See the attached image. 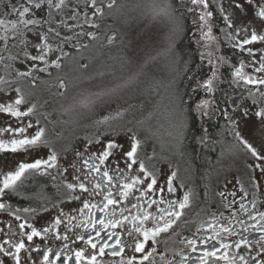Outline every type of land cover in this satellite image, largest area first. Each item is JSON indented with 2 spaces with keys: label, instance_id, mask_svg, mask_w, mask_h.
<instances>
[{
  "label": "flooded vegetation",
  "instance_id": "af4514ba",
  "mask_svg": "<svg viewBox=\"0 0 264 264\" xmlns=\"http://www.w3.org/2000/svg\"><path fill=\"white\" fill-rule=\"evenodd\" d=\"M208 11L212 12V9ZM241 59H234L232 66H223L237 83H246L229 84L238 89L230 102L220 100L215 94L223 84H216L211 91L205 84H192L196 96L187 97L186 101H191L195 116L202 122L195 155L192 146L186 143L187 123L179 108L181 99L177 102V112L168 114L171 117L169 128L153 120V133L147 129L141 135L134 134L128 145H123L118 136L103 129L77 128L76 120L53 114L56 119L37 121L38 126L51 127L48 130L37 128L44 130L40 143L15 152L0 151V160L12 161L15 170L20 163L46 160L52 152L57 155L54 167L42 166L39 170L26 171L13 189H6L0 196V203L6 205L0 209V244L12 253L8 255L0 250V264H16L13 258L16 249L12 245L20 241L25 244L19 252L20 264H47L45 255L53 264H78L76 253L81 249L86 256L96 254L98 264H121L122 261L127 264L133 257L132 264H141L149 253L151 255L143 260V264H200L205 250H217V257L227 254L229 259L235 258V264H245V261L247 264H264V219L260 216L264 213V171L261 170L264 159L254 156L243 143L247 141L260 157H264V118L256 115L264 109V85L248 84L236 75L243 65L242 75L255 79L259 59L256 63L252 59ZM210 118L216 120L214 126L221 127L220 132L211 134ZM14 121L23 126L30 120ZM32 121L36 123L35 119ZM34 134L25 135L31 137ZM135 141L140 142L136 163L128 168L127 163L131 160L125 154ZM109 142L118 147L112 149V155L101 163L96 157ZM85 160L99 165L100 173L85 165ZM141 162L151 176L140 170ZM105 170L113 177L111 182L102 176ZM152 176L156 184L148 189ZM135 177L142 183H136L125 199L120 195L123 185L131 183ZM169 182L172 191H169ZM80 183H84L88 191L68 187ZM96 183L101 184V189H95ZM108 192L119 203L105 208L104 197ZM186 194L188 205L172 227L154 239L150 238L143 252L135 251L136 245L143 242V231L152 229L157 222L163 225L169 219L165 213L171 212L173 207L179 210V203ZM85 201L90 205L88 208H84ZM145 213L151 215L142 224L140 220L133 222L134 217H143ZM162 215L164 220H159ZM100 220L119 223L100 231L103 227L98 223ZM21 224L25 227L20 228ZM221 226L230 231H222ZM137 227L141 231L137 232ZM33 228L41 234L28 240ZM214 229L219 235L212 239ZM89 238L97 244V249L87 243ZM242 239L247 243L235 247ZM191 240L196 241L194 246H189ZM105 243L110 247L100 255L98 249ZM222 244L228 247L224 248ZM114 251L118 255H113ZM241 256L243 261L239 259ZM79 264H90V260H81ZM208 264L227 262L210 258Z\"/></svg>",
  "mask_w": 264,
  "mask_h": 264
},
{
  "label": "rangeland",
  "instance_id": "374dc122",
  "mask_svg": "<svg viewBox=\"0 0 264 264\" xmlns=\"http://www.w3.org/2000/svg\"><path fill=\"white\" fill-rule=\"evenodd\" d=\"M43 1L48 8L38 14L35 4H40V0H33L31 5L27 0L9 1L6 7L0 3V20L5 22L0 24V104L13 103L22 96L20 110L33 108L20 118L30 120L23 125L31 124L27 135L34 134L37 128H51L38 126L37 121L56 119L53 114L76 120L77 128L103 129L118 136L123 145L131 144L134 134L141 135L147 129L153 133V120L169 128L168 114L177 112L180 99L176 89L179 84L173 80L178 60L169 50L178 34L170 0H115L114 3L103 0L106 3L103 14L119 31L106 33L103 40L106 48L102 52L100 37L87 39L82 46L72 41L71 29L87 20V1L92 5L91 0H64L60 7L56 6L60 0ZM262 2L255 0V4ZM214 3L227 18V24L219 30L215 28L213 14H206L208 8H215L213 3L206 9L198 4L193 6L199 15L196 34L203 56L219 54L222 36L237 46L250 38L253 29L258 35L264 34V19L254 15V4L246 0H214ZM109 4L112 6L108 7ZM236 4H243V8H237ZM20 5L31 8L24 17L12 11ZM95 7L102 8L101 1ZM44 15L46 19H42ZM201 15L205 16L204 20L200 19ZM93 17L94 14L88 16L91 23H95ZM25 19L37 23L25 26L19 22ZM12 21H16L15 27ZM44 36L51 45L50 51L36 47L43 43ZM242 48L251 49L255 60L260 61L256 63L258 68L264 63V41L257 40ZM38 54H45V60L31 59ZM220 61V69L226 64L232 66V61L222 58ZM220 76L217 84L222 82ZM205 79L199 82L203 84ZM255 79H264V73L255 71ZM231 80L234 84H246L237 83L232 77ZM16 119L0 113V129L23 127ZM14 136L20 134L0 132V139ZM12 171H15L12 161L0 160V180Z\"/></svg>",
  "mask_w": 264,
  "mask_h": 264
},
{
  "label": "snow or ice",
  "instance_id": "6c2138e0",
  "mask_svg": "<svg viewBox=\"0 0 264 264\" xmlns=\"http://www.w3.org/2000/svg\"><path fill=\"white\" fill-rule=\"evenodd\" d=\"M93 7L95 8L96 12H99L102 14L103 9L102 8H98L95 7L96 6V0H91ZM115 2V0H113V3ZM27 3L29 5H31L33 3V0H27ZM49 3H51V0H49ZM64 0H60V3L58 5H56L57 7H60L61 5H63ZM192 3L194 5H200L203 8H207L208 7V0H192ZM246 3L248 4H254V15L256 17H259L261 19H264V2L259 3V4H255V0H246ZM112 4H109L108 7H111ZM35 7L39 8L40 4H35ZM237 8H243V4H236ZM12 11L18 14V17H24L26 14H28L31 11V8L28 6H24V5H20L19 7H13ZM95 14V13H94ZM207 16H211L212 13L209 11L206 13ZM201 20L205 19L204 15H201L200 17ZM227 19V18H226ZM20 23L24 24L25 26L30 25V24H35L37 23V21L35 20H31V19H25V20H20ZM5 23L3 20H0V24ZM13 24V27H15L16 21H12L11 22ZM229 26H231V21H229ZM89 35H94L93 33H89ZM43 43L42 44H38L36 45V47L38 48H42V49H47V50H51V45H49L47 43V37L44 36L43 38ZM264 41V34H257V32L255 31V29H253V31L251 32V36L248 39H244L239 45H237L238 47H243L244 45L247 44H251L252 42L255 41ZM249 53H251V49H248ZM32 60H40V61H44L45 60V54H38L35 56L31 57ZM55 63V62H54ZM58 66V65H57ZM242 69H243V65H241V69L237 70L236 75L240 76L242 79L246 80V82L248 84H254V85H264V79H254L251 76H244L242 75ZM257 71H262L264 70V63H262L260 65V67L258 69H256ZM21 75H29L30 73H20ZM212 83L213 81L211 79L207 80L205 82V87L211 91L212 90ZM24 102L23 97L21 96L20 98L16 99L13 103L10 104H0V113H5L10 115L11 117H15L17 119L23 118L25 116H27L29 113H31L33 111V108H28L27 111H21L19 108V105H21ZM207 103V102H205ZM256 115L260 116L261 118H264V109H261L259 112L256 113ZM31 127V124L29 123L26 126L23 127H17V128H11L6 127L3 129H0V132H12V133H19L20 134V138H12L8 141L2 140L0 139V151L3 150H11L13 152L19 150V149H24V148H30L38 143L41 142V138L44 135V130L43 129H39L36 131V133L34 135H32L31 137L25 135L27 133L28 128ZM239 135V134H237ZM139 141H135L132 146H131V150L126 152V156L128 158H130L131 162L127 163V167L131 168L133 164L136 163V154H137V147L139 145ZM243 143L245 144V146L253 153L254 156H257L258 159H264V157H260L256 151L255 148L252 147L251 144H248L247 141H243ZM118 147V145H116L113 142H109L105 148V150L100 153L99 156H97L96 158L103 163L105 160L108 159V157H110L112 155V149ZM57 161V155L55 152H52L48 158L46 160L43 159H38L35 160L33 163H20L17 170L12 171V172H8L6 173L2 180H0V184H2V187H0V196H2L4 194V191L6 189H13L15 187V185L17 184L18 181L21 180V177L25 174L26 171L28 170H39L41 169L42 166H47V167H54L55 166V162ZM85 165H87L88 167H90L93 171L100 173V167L97 164H89L87 160H85ZM140 170L147 173V169L145 168L143 162L140 163L139 165ZM257 167H260L259 165H257ZM262 171H264V169H261ZM149 176H151V173H147ZM173 177L175 176V173L172 174ZM102 176L103 177H107L108 181L111 182L113 177L109 175V172L107 170L102 172ZM136 183H142V181H140L139 177H135L133 179V181L131 183H126L123 185V190L120 192V195L122 197H124L125 199L128 197L130 190H132ZM156 184V179L154 176H152L151 178V183H149L147 185L148 189H151L153 187V185ZM68 187L70 189H75L76 187H79L80 189H82L83 191H88V189L86 188L84 183H80L79 185H75V184H69ZM95 189H101V184L100 183H96L95 184ZM169 191H172L171 188V183L169 182ZM104 199L107 201V203L104 205L105 208L108 207V205H115L117 203H119L118 200H115L112 198V193L108 192L107 195L104 197ZM188 201H189V197L186 194L184 196V200L182 202L179 203V210H176L171 204L170 207H173V210L171 212H166L165 215L169 216L168 220H165L163 225L159 224V222H157L156 226L153 227L152 229L149 230H145L143 231V242H140L136 245L135 251L137 252H143L144 251V246L145 243L150 239V238H155L157 235H159L161 232H166L168 231L172 225L176 222L177 219H179V217L182 215V210L188 205ZM154 203V201H153ZM90 205L88 204L87 201H85L84 203V208H88ZM6 207L5 204L0 203V209H4ZM244 206L241 205V208H243ZM81 211H83V209H81ZM163 211V210H161ZM151 214L150 213H145L143 215V217L141 216H136L133 218V222H135L136 220H140L141 224L143 223L144 220H147L149 218ZM261 219H264V213H260ZM17 219H19V217H17ZM124 219H127V217H124ZM159 220H164V216H160ZM57 224L60 223L59 220L56 221ZM99 224H101L103 227L100 229V231H103L104 227H108V226H112L115 227L116 224L119 223V221H108L107 223L104 220H100L98 221ZM93 227L95 226V224L92 225ZM135 226V224H134ZM20 228H24L25 225L21 224L19 225ZM221 230L224 232H229L230 229L221 226ZM47 231V230H46ZM100 231L97 232V236L100 235ZM136 231L139 232L141 231V229L139 227L136 228ZM215 235L212 237V239H215V236L219 235V231H216L214 229ZM41 233L39 231H37L35 228H33L31 234H29L27 236L28 240H32L33 236H38ZM65 239H67V236L64 237ZM79 239L83 240L84 237L83 236H79ZM206 242V241H205ZM87 243L89 245H91L92 249H97V244L94 243L92 241L91 238L88 239ZM120 242L117 241V244H119ZM196 243L195 240H191L188 241L189 246H194ZM247 243V241L245 240H241L240 242H238L235 247L239 248L240 244H244ZM224 248H227L228 245L226 244H222L221 245ZM13 248L16 249V255L13 257L16 260V264H20V256H19V252L21 249H23L25 247V244L23 241H20L18 243H15L12 245ZM110 247V245L108 244H103L102 246L99 247L98 249V253L100 255H103L105 252V248ZM123 246L121 245V250H122ZM0 250H4L6 251V253L8 255H12V253L7 252L6 249H4V245L0 244ZM193 250L195 251V247H193ZM49 252H51V250L49 249ZM113 255H118L117 252H113ZM151 255V253H149L148 255L144 256L141 264H143V260H147L149 258V256ZM210 258H217V259H224L227 264H235V258L233 259H229V257L227 256V254H224L221 257H217V250H212V251H208L205 250L204 251V255L202 257H200V264H208L209 259ZM57 259H59V257H57ZM76 259L77 262L79 264V262L81 260H90V264H98L97 262V256L96 254H91L90 257L85 255V251L83 249H81L79 252L76 253ZM240 260H244V257H239ZM44 260L47 262V264H53L52 261L49 260V256L45 255L44 256ZM135 260V257H133L131 260L127 261V264H132V261ZM121 264H124V262L122 261ZM245 264H247V262L245 261Z\"/></svg>",
  "mask_w": 264,
  "mask_h": 264
},
{
  "label": "trees",
  "instance_id": "16d2710c",
  "mask_svg": "<svg viewBox=\"0 0 264 264\" xmlns=\"http://www.w3.org/2000/svg\"><path fill=\"white\" fill-rule=\"evenodd\" d=\"M9 1L17 0H0V3L6 7ZM100 1L102 3V9L104 10L106 3L103 0H98V2ZM170 2L172 7V18L174 20L173 23L176 26L175 29H178V34L173 37L171 46H169V50L174 52L172 55L177 57L178 60L173 80L174 84H179L176 89L181 99L179 108L181 112L185 114V122L187 123L186 143L192 146L191 151L195 155L198 145L197 135L202 132V122L198 121L195 116L191 101H186L187 97L196 96L192 84H201L199 81L202 78H208V76L210 77L209 79L213 81L212 84H217L220 74L222 79L220 84L223 85L218 87V91L215 94L220 100L230 102L231 96L236 93L238 89L229 86V84L234 83L231 80V76L227 73V69H224V67L220 69V65L222 64L220 59L222 58L230 62L234 59L244 58L252 59L255 63L257 60H255L256 58L252 53H249L247 49L240 48L230 43L224 36L221 37L222 48L219 49V54L203 56L200 40L196 34V24H199V15L193 7L194 4L192 0H170ZM39 3L40 7H36L37 14L42 11V9L44 12L48 8L46 1L40 0ZM212 3L215 5L214 0L210 2V4ZM91 14H94L93 18H95V23H91L90 19H88V16ZM86 17L87 20L71 29L74 35V40L72 41H74V44L79 43V46H82L87 39L100 37L102 41L100 52H102L106 48L103 41L106 33L108 31H114L115 34H117L119 28L115 27V24H112V21L105 17L103 12L102 14L96 12L89 1H87ZM42 19H46V15H44ZM213 22L215 23V28L218 30L227 24V19L220 11L218 5H215L213 9ZM40 25L41 24H38L39 27H42ZM89 33H93L94 35H89ZM115 40L117 42L120 41L117 35ZM212 74L213 76H211ZM203 84H205V80ZM217 108L219 109V107ZM208 123L210 124L209 130L211 134H215V132L218 131L220 132L221 127L218 128L214 126L216 120L210 118ZM211 143L215 144L214 142Z\"/></svg>",
  "mask_w": 264,
  "mask_h": 264
}]
</instances>
